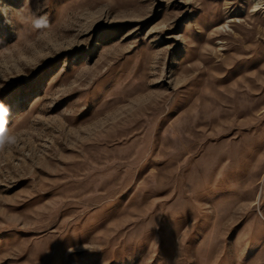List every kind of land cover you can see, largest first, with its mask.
Returning a JSON list of instances; mask_svg holds the SVG:
<instances>
[{
	"label": "rangeland",
	"instance_id": "rangeland-1",
	"mask_svg": "<svg viewBox=\"0 0 264 264\" xmlns=\"http://www.w3.org/2000/svg\"><path fill=\"white\" fill-rule=\"evenodd\" d=\"M0 101V264H264V0H0Z\"/></svg>",
	"mask_w": 264,
	"mask_h": 264
},
{
	"label": "clouds",
	"instance_id": "clouds-1",
	"mask_svg": "<svg viewBox=\"0 0 264 264\" xmlns=\"http://www.w3.org/2000/svg\"><path fill=\"white\" fill-rule=\"evenodd\" d=\"M44 23L43 19L36 21V26L39 27ZM10 106L5 105L0 101V150H3L6 145H14L17 142L15 135L10 134L7 125V117L10 115Z\"/></svg>",
	"mask_w": 264,
	"mask_h": 264
}]
</instances>
